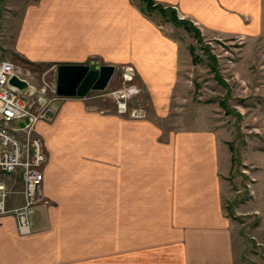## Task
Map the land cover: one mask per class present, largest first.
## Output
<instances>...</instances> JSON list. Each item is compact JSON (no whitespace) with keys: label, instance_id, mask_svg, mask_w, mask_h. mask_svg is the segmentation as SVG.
I'll return each instance as SVG.
<instances>
[{"label":"crops","instance_id":"obj_1","mask_svg":"<svg viewBox=\"0 0 264 264\" xmlns=\"http://www.w3.org/2000/svg\"><path fill=\"white\" fill-rule=\"evenodd\" d=\"M153 1L211 31L253 39L262 32L263 0ZM0 10V63L17 55L39 64H132L152 113L168 115L177 45L132 0H7ZM51 118L38 125L51 204L37 208L27 237L13 216L0 219V264H264L246 253L223 207L213 131L175 128L162 139L149 116L101 114L77 98ZM257 184L255 200L263 197ZM22 203L17 194L10 207ZM262 217L252 236L264 251Z\"/></svg>","mask_w":264,"mask_h":264},{"label":"rangeland","instance_id":"obj_2","mask_svg":"<svg viewBox=\"0 0 264 264\" xmlns=\"http://www.w3.org/2000/svg\"><path fill=\"white\" fill-rule=\"evenodd\" d=\"M6 1H0V7L3 8ZM132 1L169 41L177 45L178 82L167 104V109L170 108L167 116L152 113L153 99L132 64L115 66L116 72L105 91H91L85 97H61L56 93L59 65L33 63L17 55L6 61L13 63L35 88L37 97L34 100L44 94L51 101L47 110L51 116L57 111V105L77 98L87 101L101 114L134 120L149 116L163 128L162 139L175 128L213 131L225 180L223 207L235 232L240 229L246 253L250 255L252 251L264 258V251L252 236V230L261 225L264 216V184L262 179L259 184L255 180V173L261 174L264 180V0L262 32L254 39L245 33L208 30L201 23L155 2L149 10L143 0ZM1 13L5 16L3 11ZM93 62L107 65L99 60ZM123 90L131 91L125 102L127 113H121L113 97ZM43 146L48 161L44 142ZM256 184L263 197L255 200ZM42 197L38 207L51 204L43 189ZM244 259L253 264L252 258ZM114 264H121L120 258H114Z\"/></svg>","mask_w":264,"mask_h":264},{"label":"built area","instance_id":"obj_3","mask_svg":"<svg viewBox=\"0 0 264 264\" xmlns=\"http://www.w3.org/2000/svg\"><path fill=\"white\" fill-rule=\"evenodd\" d=\"M17 76L25 80L13 63H0V219L13 216L18 233L27 237L33 232L34 215L42 202L47 155L38 125L51 120V101L44 94L34 100L35 88L29 84V94L10 84ZM26 81V80H25ZM131 91L113 94L121 113H127L126 100ZM36 102V103H35ZM135 115V114H134ZM21 184L20 193L16 187ZM20 194L23 203L10 207V199Z\"/></svg>","mask_w":264,"mask_h":264},{"label":"water","instance_id":"obj_4","mask_svg":"<svg viewBox=\"0 0 264 264\" xmlns=\"http://www.w3.org/2000/svg\"><path fill=\"white\" fill-rule=\"evenodd\" d=\"M116 67L91 62L82 65H59L57 67L56 93L61 97H85L91 91H105ZM10 84L29 94V84L14 76Z\"/></svg>","mask_w":264,"mask_h":264},{"label":"trees","instance_id":"obj_5","mask_svg":"<svg viewBox=\"0 0 264 264\" xmlns=\"http://www.w3.org/2000/svg\"><path fill=\"white\" fill-rule=\"evenodd\" d=\"M0 1H5V0H0ZM144 1V3H146L147 4V7L146 8H148L149 10L150 9H152L153 7V5H154V1L153 0H143ZM174 12V11H173ZM175 13V12H174Z\"/></svg>","mask_w":264,"mask_h":264}]
</instances>
